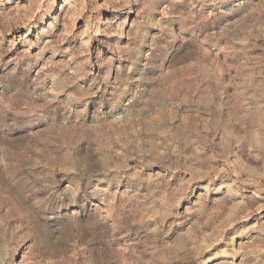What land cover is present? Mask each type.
I'll list each match as a JSON object with an SVG mask.
<instances>
[{
	"label": "clouds",
	"instance_id": "clouds-1",
	"mask_svg": "<svg viewBox=\"0 0 264 264\" xmlns=\"http://www.w3.org/2000/svg\"><path fill=\"white\" fill-rule=\"evenodd\" d=\"M34 27L0 40V264H264V216L240 223L264 209V0H64Z\"/></svg>",
	"mask_w": 264,
	"mask_h": 264
},
{
	"label": "rangeland",
	"instance_id": "rangeland-1",
	"mask_svg": "<svg viewBox=\"0 0 264 264\" xmlns=\"http://www.w3.org/2000/svg\"><path fill=\"white\" fill-rule=\"evenodd\" d=\"M36 2V0H19L20 7H18L15 11V13L9 12L7 15L0 14V40L5 41V46H7V41L11 40L12 37L22 35L28 31L29 28L32 29L33 35L39 30L38 27H34L35 25L40 23V26H43V23H46L50 18L51 15H55L56 12L60 10L61 5H64V0H57V5L53 9L50 15L45 17V20L43 22H40V16L44 14L43 8L44 4H41V6L37 9H33L31 7V3ZM102 2V0H101ZM17 3V0H13V4L15 5ZM46 4V0H45ZM65 6V10H66ZM35 13L34 18L29 21V17ZM86 15V14H85ZM101 17L104 19H111L113 17H119L121 19L127 17L129 21L134 17L135 13H126V12H114L110 8H105L102 9L101 12L99 13ZM85 24V19L84 16H78L75 19V30L74 32L68 37L66 41V45L68 43L73 42L74 38L76 37V34L81 31L82 26ZM31 38V37H30ZM96 41L93 40L91 44V48L96 47ZM23 46L22 45H17V49L13 50L10 55H15L16 51H19ZM35 51V49L33 50ZM106 54L110 55L111 53H108L107 49L105 50ZM181 175V173H177V176ZM175 183V181H173ZM246 189V194L251 195L253 192H255L256 189V184L254 183H246L244 185ZM186 203V202H185ZM222 215V212H217L215 216ZM264 216V209L258 210L256 214H252L249 212L248 216L246 219H242L240 221L241 224L243 223H252L255 221L257 216ZM215 216L213 219H215ZM213 221H209V227H212ZM240 224L234 225L232 228H229L226 230L224 233L223 239L215 244L211 250L207 253L204 254V257L207 258L209 256H212L214 253L217 251L223 249L226 247L225 241L228 239V237L235 231L236 227H239ZM231 258L230 257H217L216 259L212 260L210 264H218V261H229ZM239 258H237L238 261Z\"/></svg>",
	"mask_w": 264,
	"mask_h": 264
}]
</instances>
